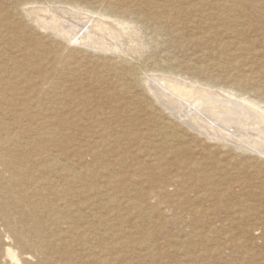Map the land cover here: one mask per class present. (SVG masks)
I'll return each mask as SVG.
<instances>
[{
	"label": "bare ground",
	"instance_id": "6f19581e",
	"mask_svg": "<svg viewBox=\"0 0 264 264\" xmlns=\"http://www.w3.org/2000/svg\"><path fill=\"white\" fill-rule=\"evenodd\" d=\"M7 1L14 7L4 8ZM37 2L40 1L27 3ZM46 3V7L42 4L25 10L36 28L52 39L50 44L31 48L18 39L19 29L10 20L22 3L0 0V264H59V256L63 259L61 264H115L120 251L130 247L122 235L116 238L113 231L110 233L106 219L92 207L62 206L49 197L58 200L61 195L63 199L70 192L72 195V184L77 178L84 183L87 177H104L103 186L92 184L91 180L90 190L106 195L113 189L130 193L129 197L133 194L134 199L129 198L126 205L135 208L138 217L144 219L151 216L147 207L173 206L174 199L182 200L194 189L199 198L215 196L219 201L225 200L229 190L218 188L219 180L208 183V173L200 177L193 173L201 168L218 172L221 168L231 169V165L221 164L211 149H202L196 142L203 134L229 151L254 150L258 158L264 159V65L254 74L240 75L226 64L213 63L209 69L218 70L230 84L222 86L194 76L206 70L202 64L167 56L154 69L163 74L149 76L147 87L152 99L174 117L165 119L154 111V103L144 100L138 92L141 66L127 59L109 60L101 54L125 52L130 42L137 41V26H141L167 35L163 44L184 39L187 29L200 30L202 41L203 37L212 41L222 34L233 41V55L245 51L251 58L259 56L239 41L255 17L251 13L253 1ZM209 10L215 11L213 23L220 22L219 25L202 26ZM258 11L264 14V0L258 4ZM182 12L189 16L178 24ZM125 30L129 31L128 37H124ZM182 70L191 75L179 79ZM108 73L112 75L113 89L102 90L100 83ZM143 81L146 83V78ZM116 94L120 96L110 108L99 109L91 101L92 95L106 99ZM182 126L192 130L191 134L182 132ZM75 131L81 132L80 137L75 136ZM133 141L139 145L138 153L144 152L134 171L125 170V152L117 153L111 148L109 163L103 158L97 167L78 171L65 153L69 146L80 152L84 147L95 160L101 152L93 143L104 147ZM55 147L65 157L63 153L54 154ZM186 151L202 154L198 158L203 160L186 163L182 156ZM117 165H121L119 170ZM148 165H153L150 171ZM154 176L158 181H153ZM58 179L65 180L62 187L57 185L58 181L62 183ZM81 188L83 192L87 186ZM242 207H249V201L243 202ZM246 217L249 214L242 213L241 218Z\"/></svg>",
	"mask_w": 264,
	"mask_h": 264
},
{
	"label": "rangeland",
	"instance_id": "374dc122",
	"mask_svg": "<svg viewBox=\"0 0 264 264\" xmlns=\"http://www.w3.org/2000/svg\"><path fill=\"white\" fill-rule=\"evenodd\" d=\"M17 1L22 4L10 16V20H12L14 27L19 29L18 35L20 37L18 39L31 46V48L35 45H40V43L50 44L52 39L36 28L31 16L25 11L31 7L43 6L42 4L46 7L48 5L46 3L47 0H38L42 3L39 2V4L37 2V5L27 3L29 0ZM252 1L251 13L255 17L251 20L252 25L249 31L239 41L246 48L252 49L254 52L257 51L259 56H253L251 58L245 51H239L233 55L232 51L235 48L233 41L222 34H217L212 40L213 42L205 37H203L202 41L203 35L200 30L187 29L184 31V39L177 38L178 41L172 43L170 41L169 43L167 42L168 44H163V39L165 40L168 37L167 35H163L159 31H153L151 27L146 29L141 26H137V43L135 41L130 42L129 46H127V49H130H126L122 53L120 52L121 54L117 52L116 54L107 53L101 55L109 60L111 58L115 61L131 60L136 65L141 66V80L138 84V92L140 91L139 93L144 96V100H149L152 104L154 103V111H159L158 113H161L163 118L169 119L168 117H171L173 119L174 117L168 110L161 107L154 98L152 99V93L147 88L150 85L149 76L153 77L157 73L159 75L162 73L161 71L154 70L156 69V64L158 62L163 64L167 56L171 58L176 57L181 62H198L202 64L206 70L194 76L204 82L215 81L222 86H229L230 84L224 81L218 70L212 71L209 69L211 64L217 62L226 64L240 75H245L246 73L254 74L261 69V65H264V14L258 11V4L262 0ZM7 5L14 7L15 4L7 1L3 5L4 8H7ZM188 16L189 13L182 12L177 19L178 24L185 22ZM108 20L113 21V19ZM213 22H215V11L209 10L205 14V20L201 21V24L204 27L220 24V22ZM128 32V30L124 31L126 33L124 37L129 36ZM133 43L134 45H131ZM182 73L183 75L179 79L191 75L186 74L183 70ZM35 74L33 73V75ZM145 78L146 83L143 81ZM248 78L250 86L251 78L250 76ZM104 79L105 81H101L100 83L102 90L113 89V85L110 84L112 75L108 73ZM85 82L87 84L88 80L85 79ZM246 83L248 84V80H246ZM119 96V94H116L114 98L105 99L92 95L91 101L99 109L110 108ZM180 130L190 134L192 132V130L184 129L183 126L180 127ZM74 133L75 136L80 137V131H75ZM207 139L205 135L201 134V137H198L199 142L197 141L196 144H199L202 149H211L212 155H215L214 157L220 160L221 164L231 165V169L221 168L220 171L216 172L201 168L194 169L193 174L196 177H200L203 173H208V176H206V182L208 183L219 180L217 182L219 185L218 188H227L229 190L225 200L219 201L215 196L210 199L205 197L199 198L195 194L196 190L194 189L182 200L174 199L176 203L173 206L147 207L151 211V216L149 219H144L138 217L135 208L126 205V201L129 198L134 199L133 194L129 197L130 193H127V195L117 189H113L112 191L114 193L109 192L108 195L102 192V194L95 193L90 190L91 187L88 185H90L91 180L92 184L96 183L98 186L102 184L101 186H103L105 184L104 177L90 179L87 177L84 183L77 178L72 184V195L70 192L65 199H63L61 194H59L61 196L58 200L54 197H49V199L56 204L60 203L59 205L62 206L66 204L67 207H92V211L102 215L107 221L108 231L110 233L113 231L116 238H118V234H120L119 236L122 235L123 238H119H122V240H125L130 245L129 248H123L121 250L122 252L120 251L118 254L119 259L116 260L115 264L117 262V264H264V159L258 158L254 150L249 149L250 151L247 150L249 152L244 151L240 153L239 151H229L226 147L218 146L215 142ZM93 146L99 153L101 152L100 157L95 160H92V157L87 154L88 151L84 150V147H82L83 149L81 148V152L76 147H68L69 149L65 153L72 163L73 168H77L76 170L78 171L80 169L86 170L93 166L97 167L101 162L99 160L103 158H106L104 161L109 163L111 157L108 156L113 153L109 149L111 148L117 153L125 152L124 155H127L125 164L127 168L125 170L134 171L135 163L140 162L142 155H144V152L138 153L137 148L139 145L134 141L125 144L116 143L115 145H107L104 147L99 143H93ZM143 149L147 148L145 147ZM107 151L110 154L107 155ZM53 152L54 154L59 153L58 155L60 156L63 153L58 147H55ZM195 154L197 155L186 151L182 154L183 160L186 163L203 160V158H198L202 154ZM63 156L65 157L64 153ZM152 166L148 165V171L151 170ZM120 167L121 165H117L115 168L119 170ZM230 171L233 172L231 173ZM58 180H61L62 183L58 181L57 185L60 184L62 187L65 180ZM189 180L194 181L191 178ZM153 181H158L157 177L154 176ZM198 182L201 183V181ZM85 185L87 188L82 192L81 187H85ZM66 199H68L67 203H65ZM245 201H249V207H242ZM234 211L236 212L234 213ZM242 213L249 214V217L241 218ZM248 228L249 231H246ZM141 241L144 244H140L139 242ZM148 245L150 246L148 247ZM61 257L59 256L57 258L59 264L63 262ZM120 259L122 262H119Z\"/></svg>",
	"mask_w": 264,
	"mask_h": 264
}]
</instances>
